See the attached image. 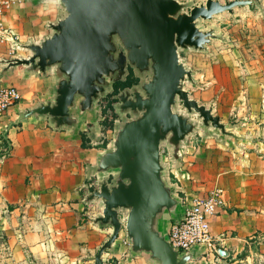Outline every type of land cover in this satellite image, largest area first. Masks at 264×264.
<instances>
[{
	"label": "crops",
	"instance_id": "1",
	"mask_svg": "<svg viewBox=\"0 0 264 264\" xmlns=\"http://www.w3.org/2000/svg\"><path fill=\"white\" fill-rule=\"evenodd\" d=\"M6 1L3 21L16 40H0V83L15 85L21 97L7 110L3 125L15 121L19 112L53 100L59 78L54 65L40 71L7 60L30 56L26 44L50 35L51 24L66 14L60 0ZM212 38L230 46L219 48L206 76L191 68V82L202 81L204 87L189 96L211 106L238 137L204 125L197 116L178 148L189 161L186 169L176 163L173 146L163 142L172 155V161L160 156L164 178L177 204L161 213L156 227L167 234L185 200L219 189L223 203L210 219L216 255L202 258L201 246L194 245L187 264H220L217 257L227 264H257L264 254V40L252 38L243 45L241 36L232 37L234 43H223L217 33ZM207 50L208 45L203 53ZM101 97L90 109L81 110L76 102L70 108L72 123L57 126L50 115L32 113L8 128L7 145L0 144V232L14 264H92L111 234L112 225L96 220L102 200H86L114 173L98 170L115 134L114 127L101 123ZM101 257L103 264H159L150 252L132 249L124 227Z\"/></svg>",
	"mask_w": 264,
	"mask_h": 264
},
{
	"label": "water",
	"instance_id": "2",
	"mask_svg": "<svg viewBox=\"0 0 264 264\" xmlns=\"http://www.w3.org/2000/svg\"><path fill=\"white\" fill-rule=\"evenodd\" d=\"M66 14L51 24L52 33L38 43L26 44L28 57H14L9 65L26 64L45 71L54 65L59 76L53 100L19 112L8 128L22 118L48 114L57 126L73 122L70 108L77 102L81 110L90 109L113 81L132 71L150 70L141 83L143 92L132 88L115 95L121 109L139 111L115 128L113 147L99 159L98 170L113 169L108 179L99 182L86 200L100 198L101 214L96 220L112 225V232L97 249L92 264H103L101 254L124 227L132 249L145 250L159 264H187L192 257L174 248L168 234L161 233L156 220L164 210L177 204L172 189L163 177L160 145L173 146L179 164L180 142L192 132L195 121L189 114L173 110L178 98L188 113L196 112L204 125L238 137L227 129L211 106L199 103L183 87L192 71L179 58V48H204L215 34L201 29L198 19L247 5L253 0H205L181 11L178 0H60ZM134 85V84H133ZM131 85V86H133ZM127 88V87H125ZM123 215L121 216V214ZM223 254V253H221ZM220 264L227 260L217 257Z\"/></svg>",
	"mask_w": 264,
	"mask_h": 264
},
{
	"label": "rangeland",
	"instance_id": "3",
	"mask_svg": "<svg viewBox=\"0 0 264 264\" xmlns=\"http://www.w3.org/2000/svg\"><path fill=\"white\" fill-rule=\"evenodd\" d=\"M182 4L181 11L188 12L193 5L204 3L205 0H178ZM223 2L224 0H220ZM256 5L253 9L249 8L247 5L245 6H235L232 11L229 12L227 10L216 13L210 19H198L197 23L201 27L205 29L212 28L214 34H220L223 36V43L226 42H236L237 38L234 39L232 37L241 36L243 39L239 41L243 45L245 44V40H264V0H253ZM235 12V13H234ZM254 35V37L252 36ZM215 36V35H214ZM213 36V37H214ZM211 39V38H210ZM220 39H211L208 43L205 44V47L208 45L207 53H203L204 48H194V47H185L179 48L180 56L187 62L190 69L192 68L195 73L203 72L204 75L210 73V65L213 63V59L215 58V54L219 52V48H227L225 45L216 44L215 42H220ZM217 57V56H216ZM134 75L138 76V81L134 83L133 86H129L127 88L121 89L118 93L126 90L129 94H132V88H137L140 92H143L141 88V83L146 80L150 76V70L145 71H132ZM192 80V79H191ZM190 79L185 78L183 81V87H186L188 92L193 94L200 87H204L203 82L199 81L197 84L192 83ZM111 90V85L108 86L107 92ZM106 92V93H107ZM117 93V94H118ZM106 94L101 98L106 99ZM112 106L116 112V118L113 121L112 128H117L121 125L125 120L133 118L139 114V111H133L130 108L121 109L119 106V101L116 99ZM100 107L102 111L107 110V102L103 105L100 102ZM173 110L180 111L184 114H189L190 118H197V113L192 111L188 113L186 108L182 105L181 101L177 98L176 102L173 104ZM108 111V110H107ZM199 118V116H198ZM165 146V144L163 143ZM115 172V171H114ZM166 175V171L163 173V177ZM166 180V178H165ZM168 181V180H166ZM5 234L0 232V264H14L11 262L9 249L7 248ZM258 249V248H257ZM263 252V251H262ZM228 263V262H227ZM239 264H246V261L242 260ZM257 264H264V254L261 255L257 261Z\"/></svg>",
	"mask_w": 264,
	"mask_h": 264
},
{
	"label": "built area",
	"instance_id": "4",
	"mask_svg": "<svg viewBox=\"0 0 264 264\" xmlns=\"http://www.w3.org/2000/svg\"><path fill=\"white\" fill-rule=\"evenodd\" d=\"M7 6L6 0H0V40L15 42L16 35L6 26L3 21V11ZM21 94L13 84L0 83V134H2L9 123L3 125L7 110L19 101ZM160 154L163 160H171L172 155L167 147L160 146ZM179 164L189 165L181 154ZM186 169V168H185ZM171 171V170H170ZM188 170L185 171L187 173ZM188 174V173H187ZM223 200L219 189H211L205 194L195 195L190 200L183 202V211L180 217L174 219L168 228V240L170 244L178 249L180 253L188 252L192 246H201L199 256L202 258L216 255V247L210 232V219L218 212ZM215 261H217L215 259Z\"/></svg>",
	"mask_w": 264,
	"mask_h": 264
},
{
	"label": "trees",
	"instance_id": "5",
	"mask_svg": "<svg viewBox=\"0 0 264 264\" xmlns=\"http://www.w3.org/2000/svg\"><path fill=\"white\" fill-rule=\"evenodd\" d=\"M138 81V76L134 75L131 68H129L128 73L125 75V77L117 79L112 82L111 84V90L106 93V99L103 100L104 98L101 99L100 102L105 105L107 102V110L102 111L103 112V118H102V125L103 127H108L112 128V124L114 119L116 118V112L114 110V107L112 106L113 102L116 100L115 95L123 88L129 87L136 83ZM1 142L3 146L7 145V138L3 136V134H0ZM244 251L240 253V255H244Z\"/></svg>",
	"mask_w": 264,
	"mask_h": 264
},
{
	"label": "flooded vegetation",
	"instance_id": "6",
	"mask_svg": "<svg viewBox=\"0 0 264 264\" xmlns=\"http://www.w3.org/2000/svg\"><path fill=\"white\" fill-rule=\"evenodd\" d=\"M132 70V69H131Z\"/></svg>",
	"mask_w": 264,
	"mask_h": 264
}]
</instances>
